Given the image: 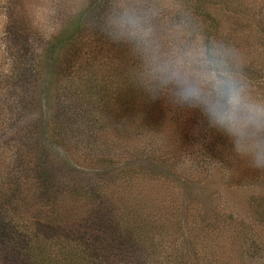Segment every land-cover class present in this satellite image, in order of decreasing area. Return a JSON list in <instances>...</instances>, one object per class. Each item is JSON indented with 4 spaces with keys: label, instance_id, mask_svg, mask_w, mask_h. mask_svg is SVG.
Segmentation results:
<instances>
[{
    "label": "rangeland",
    "instance_id": "rangeland-1",
    "mask_svg": "<svg viewBox=\"0 0 264 264\" xmlns=\"http://www.w3.org/2000/svg\"><path fill=\"white\" fill-rule=\"evenodd\" d=\"M197 1L158 0L160 31L165 33L170 24L181 18V13H186L198 30L209 34L213 15L216 22L209 29L210 39L222 40L238 50L244 73L256 92L264 94V0H206L205 8L210 13L207 17L199 13ZM103 2L0 0V186L9 172H16L19 152L28 149L25 136L40 137L55 156L68 154L72 161L77 158L86 172L92 168L86 161L78 160L83 155L81 145L87 141L82 132L110 126L98 119L100 114H106L104 100L93 98L77 114L79 104L70 105L65 96L58 99L56 95L69 79L79 83L93 81L114 95L131 85L125 86L121 81L130 83V69L136 61L125 48L89 28L90 15ZM58 38L63 41L61 45L54 44ZM55 71L61 72L58 83ZM132 94L127 111L119 110L121 115L125 112L131 117L132 126L120 127V131L115 125L109 127L104 138L119 164L127 162L122 154L118 155L122 147L144 144L145 130L158 133L155 138L162 147L175 139L185 147L176 161L168 162L171 169L142 154L128 158L137 165L159 168L164 176L168 174L174 180L170 186L175 195L164 191L163 199L166 205L170 203L172 211L180 210L182 225L179 232L167 230L162 247L165 250L167 244L169 251L163 256L176 264H264V172L235 157L226 138L214 130L204 146H197L198 140L209 137V129L198 111H174L163 101L150 102L141 93ZM104 96L116 101L113 95L114 98L105 93ZM58 101L68 113L73 106L71 111L75 113V127L68 129V144L54 142L53 133L45 125L52 119ZM156 108L159 117L153 121L152 115L150 121V110ZM143 109L148 111L145 117ZM137 117H142L139 123ZM135 127L144 131L138 132ZM199 149L205 157H200ZM214 157L216 165L212 166ZM58 159L55 173L64 169L60 164L63 160ZM81 179L85 183L88 176L84 174ZM156 184L145 182L152 195L158 194L157 190L152 191ZM206 224L212 225L207 229ZM191 238L198 242L192 245ZM174 243L183 248L187 244L186 251L195 248L196 258H183L185 249H171Z\"/></svg>",
    "mask_w": 264,
    "mask_h": 264
},
{
    "label": "trees",
    "instance_id": "trees-1",
    "mask_svg": "<svg viewBox=\"0 0 264 264\" xmlns=\"http://www.w3.org/2000/svg\"><path fill=\"white\" fill-rule=\"evenodd\" d=\"M205 4L206 0L197 1L199 13L203 17L210 14ZM215 22L216 18L212 15V26H215ZM209 34L206 31L205 35ZM62 42L58 38L54 44L61 45ZM55 73L58 83L61 81V72ZM121 82L125 86L130 84ZM63 83L66 87L57 89L56 98L65 96L70 105L79 104L77 114H81L84 105L97 97L104 100L106 106V114H100L99 120L105 121L106 125L109 122V127L115 125L119 131L120 127L125 129L132 126L131 117L125 112L123 115L119 113V110L127 111L130 94L140 93L131 85L114 95L110 89L97 87L93 81L79 83L69 79ZM104 93L113 95L116 101L104 96ZM72 108H69L68 113L58 101L52 119L45 123L56 143L70 142L68 129L75 127ZM158 111V108L150 110V121L152 115L153 121L159 117ZM142 124L138 125L139 128ZM109 127L87 130L82 127L87 141L85 146L81 145L84 150L78 160L90 164L92 168L87 172L84 170L87 168H81L77 158L72 161L68 154L55 156L40 137L25 136L28 149L19 152L15 161L18 166L16 172H9L0 186V264H176L175 260L163 256L169 251L167 244L165 250L162 247L168 235L167 230L173 228L176 232L182 225L178 214L180 210L177 208L172 211L170 203L166 205L163 199L164 191L175 195L170 186L174 180L168 174L164 176L159 168L148 164L137 165L139 163L128 158L142 154L170 168L168 162L176 161L182 154L184 143L179 145L178 139H175L162 147L159 140L153 138L149 142L150 146L145 143L123 146L118 155L122 154L127 162L119 164L116 155H112L109 149L108 140L104 139ZM135 128L138 132L144 131ZM211 131L204 141H197V146H204L212 138ZM199 150L200 157H205V152ZM58 158L63 160L60 163L64 166L61 173H55ZM215 160L214 157L212 166L216 165ZM195 169L199 170L197 166ZM84 174L88 176L85 183L80 182ZM146 181L157 183L152 189L157 190V195L147 190ZM211 225L206 224L204 227L208 229ZM189 242L195 245L198 241L195 243L191 238ZM170 248L179 250L183 247H177L174 243ZM185 248H188L187 244ZM181 256L195 259L196 250L187 249Z\"/></svg>",
    "mask_w": 264,
    "mask_h": 264
},
{
    "label": "clouds",
    "instance_id": "clouds-1",
    "mask_svg": "<svg viewBox=\"0 0 264 264\" xmlns=\"http://www.w3.org/2000/svg\"><path fill=\"white\" fill-rule=\"evenodd\" d=\"M160 11L158 0H104L88 25L136 61L129 81L148 101L198 111L235 157L264 172V94L244 73L240 53L208 38L186 13L162 33ZM157 136L145 130V145Z\"/></svg>",
    "mask_w": 264,
    "mask_h": 264
}]
</instances>
